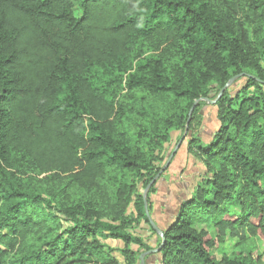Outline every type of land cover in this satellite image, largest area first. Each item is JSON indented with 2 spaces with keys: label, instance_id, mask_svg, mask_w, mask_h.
Returning a JSON list of instances; mask_svg holds the SVG:
<instances>
[{
  "label": "trees",
  "instance_id": "1",
  "mask_svg": "<svg viewBox=\"0 0 264 264\" xmlns=\"http://www.w3.org/2000/svg\"><path fill=\"white\" fill-rule=\"evenodd\" d=\"M204 100L218 127L187 142L205 173L150 227L158 264H264V0H0V264H141L138 183Z\"/></svg>",
  "mask_w": 264,
  "mask_h": 264
},
{
  "label": "rangeland",
  "instance_id": "2",
  "mask_svg": "<svg viewBox=\"0 0 264 264\" xmlns=\"http://www.w3.org/2000/svg\"><path fill=\"white\" fill-rule=\"evenodd\" d=\"M242 82L243 81H237L233 88L241 86ZM202 102L204 105L200 107L194 124L191 128H188V124L185 126L183 138L180 142L178 141L179 132H172L170 134V141L164 146L165 159L164 161L159 160L157 163L163 168L177 144L180 143V146L176 149L167 168L155 180L156 191L149 197L151 213L148 215L157 229L165 228L170 223L173 214L177 212L182 201L193 193L195 187L201 182V176H204L205 170L203 167L200 163L195 162L193 156L188 154L186 150L187 142L192 137L199 138L202 145L206 146L209 143L212 133L217 130L218 123L216 121V111L213 104H209L206 100ZM135 180L139 182V176L135 174L128 175V182H134ZM144 191L145 188H142V183H138V195L142 198ZM145 202L148 213L147 193ZM132 211V208L128 210L126 214L128 218L133 214ZM231 212L237 214L236 209H231ZM150 227L149 223L141 219L138 220L137 217L133 216L129 233L139 236L146 244H151L152 247L149 252L140 256L142 257L141 264H158L160 256L159 249L157 248V238ZM196 229L207 231L213 238L216 236L211 225L205 222L196 225ZM222 239V243L211 250V253L217 259L233 256L240 250L238 244L239 240L229 232H226ZM107 244L110 247H120V244L117 242H107ZM250 244H252V242H250ZM250 244L248 243L249 246H251ZM255 245L264 263V240L257 238ZM133 249L136 250V247H133Z\"/></svg>",
  "mask_w": 264,
  "mask_h": 264
},
{
  "label": "water",
  "instance_id": "3",
  "mask_svg": "<svg viewBox=\"0 0 264 264\" xmlns=\"http://www.w3.org/2000/svg\"><path fill=\"white\" fill-rule=\"evenodd\" d=\"M237 78H232L225 86L224 89H226L227 87H229L231 85L232 82H234ZM223 89V90H224ZM223 90H221V92L219 93V96L222 94ZM209 104H214L215 101H209V100H206ZM197 103V102H196ZM195 103V104H196ZM195 104L193 105V107L190 109L189 111V115L191 114ZM180 146V143L177 144L176 148L173 150V152L171 153V155L169 156V159L167 160L166 164L164 165V167L161 169V171L156 175V177L153 179V181L146 187L145 191H144V195H143V202H144V208H145V213H146V216L148 218V221H149V224L150 226L155 230L156 234L161 236V231H159L157 229V227L155 226V224L151 221L148 213H147V209H146V202H145V198H146V193L147 191L149 190L150 186L155 182V180L161 175V173L167 168V166L169 165V162L171 160V158L173 157L174 153L176 152V149ZM140 260L142 262V257H140Z\"/></svg>",
  "mask_w": 264,
  "mask_h": 264
}]
</instances>
